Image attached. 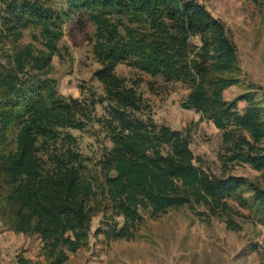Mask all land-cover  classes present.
<instances>
[{
	"label": "trees",
	"instance_id": "16d2710c",
	"mask_svg": "<svg viewBox=\"0 0 264 264\" xmlns=\"http://www.w3.org/2000/svg\"><path fill=\"white\" fill-rule=\"evenodd\" d=\"M71 20L93 26L98 66V88L82 83L78 98L51 77ZM116 65L186 89L180 109L219 133L220 176L196 164L187 131L152 121L140 82ZM232 87L243 91L224 100ZM87 130L109 143L91 164L70 134ZM262 140L264 107L239 79L228 31L196 0H0V224L37 239L45 264L65 263L89 237L132 241L145 216L183 206L221 213L231 202L264 228V190L226 175L232 165L263 172ZM257 249L264 259V232Z\"/></svg>",
	"mask_w": 264,
	"mask_h": 264
},
{
	"label": "rangeland",
	"instance_id": "374dc122",
	"mask_svg": "<svg viewBox=\"0 0 264 264\" xmlns=\"http://www.w3.org/2000/svg\"><path fill=\"white\" fill-rule=\"evenodd\" d=\"M228 31L235 47L239 79L256 93L264 107V0H196ZM59 46L66 48V57L60 62L52 60V75L57 91L64 97H79L78 86L98 85L91 80L98 66L90 53L93 26L71 20L63 28ZM114 73L129 81L140 82L138 93L150 106L152 121L171 130L187 131L189 149L208 173L220 176V162L216 158L219 133L199 120L192 111L180 109L179 102L186 89L179 84L161 86L157 81L139 74L124 65H116ZM242 88L232 87L223 93L230 101L241 94ZM244 107L243 103L237 105ZM99 109L96 115L99 116ZM76 138L77 150L89 164L99 158L109 143L95 130L70 132ZM264 148V140L260 142ZM226 175L241 177L264 190V171L253 172L245 166H229ZM229 210L212 213L199 206H183L169 210L154 218L144 217L136 238L132 241H102V236L89 237L87 246L69 255L63 264H264L259 251L264 228L253 223L245 211L228 202ZM99 217L92 220L90 233L98 226ZM7 233L0 224V238ZM13 234V233H12ZM17 235V234H15ZM4 236V237H3ZM31 252L28 264H45L39 256V242L23 236ZM23 245V244H22ZM22 245L15 250H0V264H18ZM38 249V251H37Z\"/></svg>",
	"mask_w": 264,
	"mask_h": 264
},
{
	"label": "crops",
	"instance_id": "0c3cea01",
	"mask_svg": "<svg viewBox=\"0 0 264 264\" xmlns=\"http://www.w3.org/2000/svg\"><path fill=\"white\" fill-rule=\"evenodd\" d=\"M7 235L8 236H6V238H0V250L3 248H7L13 251L15 250V247H18L19 245L23 244L21 247L24 252H22L21 254V259L31 260V252L26 248V242L28 240L24 239L22 235H15L12 233H7ZM102 241H104L103 238ZM36 243H38V240L36 241Z\"/></svg>",
	"mask_w": 264,
	"mask_h": 264
}]
</instances>
